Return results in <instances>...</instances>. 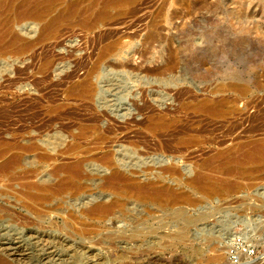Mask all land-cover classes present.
Segmentation results:
<instances>
[{
  "label": "rangeland",
  "instance_id": "374dc122",
  "mask_svg": "<svg viewBox=\"0 0 264 264\" xmlns=\"http://www.w3.org/2000/svg\"><path fill=\"white\" fill-rule=\"evenodd\" d=\"M177 1L137 0L123 4L111 9L109 16L93 27L79 22L82 15L65 17L56 25L55 36L46 41H39L40 24L25 38L18 39L22 33L15 29L16 40L5 39L12 46L0 54V143L49 141L56 148L53 151L81 144L84 148L73 150L68 161L89 149L91 157H87L86 169L91 176L80 194L65 191L47 203L31 205L19 196L20 187L50 177L62 160L68 162L65 158L39 162L35 156L26 155L13 181L0 175V205L10 210V217L0 215L2 264H264V170L251 171L252 165L238 168L236 163L244 155L234 152L264 137L260 126L264 118L253 119L252 108L240 115L243 101H234L232 93L224 94L231 102L229 108L235 106V111L226 116L212 117L192 106L191 113L181 111V105L190 99L192 102L194 96L204 99V92L220 82L216 74L228 68L255 72L263 88L252 90L246 99L264 97V79L258 66L261 46L257 44L263 45V38L252 47L244 40H231L227 32L235 23L244 24L238 15L240 7L245 13L246 6L261 7L264 0H187L184 6L177 5ZM201 7H206L205 11ZM61 9L56 4L51 15ZM161 12L171 21L166 23L158 17ZM152 23L157 24L160 34L149 40L154 30ZM117 37H121V43L99 67L108 82L98 87L94 102L68 98L67 88L86 76L102 46ZM26 43H31L30 47ZM197 43H203L201 52L194 48ZM176 50L182 54L174 72L178 83H168L147 72L169 64V53H178ZM45 61L49 65L44 69ZM149 106L155 112H171L178 122L167 133H147L144 109ZM123 109L127 110L125 119L115 117ZM91 121H96L101 131L114 132L112 150L117 159L124 160L126 172L153 170L156 176L159 171L165 184L188 191L196 201L162 208L128 199L124 209L105 218L80 214L74 207L79 196L101 194L115 198L103 192L105 175L96 168L99 154L90 151L99 146L96 147L97 136L78 138L79 127ZM230 149L227 161L234 165L233 173L225 170L222 157L214 159L218 152ZM163 159L167 165H159ZM209 159L213 160L208 162ZM170 163L178 173L163 172ZM185 169H191V174L185 175ZM194 177L197 181L191 184V190L175 184L190 178L194 181ZM49 179L53 186L58 182L57 178ZM198 181L230 185L231 190L223 196H208ZM25 204L32 206L30 213L23 208ZM71 217L79 224L71 222ZM16 249L22 250L25 260L10 259L11 251Z\"/></svg>",
  "mask_w": 264,
  "mask_h": 264
},
{
  "label": "bare ground",
  "instance_id": "6f19581e",
  "mask_svg": "<svg viewBox=\"0 0 264 264\" xmlns=\"http://www.w3.org/2000/svg\"><path fill=\"white\" fill-rule=\"evenodd\" d=\"M136 1L137 0H0V21H1L0 24H2L1 25L2 28L1 27L0 28L3 30V31L1 30L2 34L0 35V43H1L0 44V54H2L1 52H4L6 48L12 46V44H10L11 42L8 40L9 41L8 43V41L5 39L10 38L13 41L14 39L16 40L17 35H15L14 33L16 32V30L22 33L21 35L22 37H20L18 33L19 35L18 39H22L30 35V33H32L36 29V26L40 24L42 27L41 29L42 31L39 37V41H46L55 36L56 25L62 20H64L65 17H70L74 15L76 16L82 15V17H80L81 21H79L77 17L78 21L81 22L84 26L93 27L94 24L95 25L101 24L102 21L105 20L109 16V11L111 9L119 8L120 6L123 7V4L124 5L134 4L136 3ZM185 2H187V0H179L177 1V5L184 6L186 4ZM58 3L60 6H62L61 12H58L55 15H51V12L54 10V7ZM237 6L239 7V5ZM199 7H197V9ZM203 8L206 9V7H203ZM204 9H202V7L200 8V10H204ZM242 9L243 8L240 7V11L238 15L241 14L240 17L244 20L243 22L244 24L242 23L243 25H240V24L238 25L239 23L238 22L237 24L235 23L236 25L235 24H233L232 26L230 25L231 30L229 31L227 28L228 30L227 32L231 40L232 39L235 41L237 40V42L239 41L242 42L244 40L245 45L246 44L249 46L253 45L255 47V45L258 44V46H261L260 47L261 60L258 62V66L261 67V69H259V73H261L260 77L264 79V40H263L264 39V4L262 3L261 7L251 6L247 8L246 6L245 7L246 10H244L245 13H243ZM234 15L235 14L233 13L232 16L235 17ZM158 17H160L166 23H168V19L169 21H171L170 18L167 17V15L163 14V12L159 13ZM19 18L24 19V20L31 19L32 21L21 23V20H19ZM229 23H231V21ZM156 25H157L156 23L151 24V27H153L154 30H152V34L150 35L149 40L156 39L157 35L160 34V30L156 29L155 27ZM225 28L226 27H224V29ZM162 31L164 30H161V32ZM120 38L117 37V39H114V40L112 39L111 42L102 46L97 57L93 61L92 67L87 70L86 76L82 80H80V82L71 84L67 88L66 96L68 98L74 97L80 102H84V101L89 102V103L94 102V98L96 96L98 87L102 84L105 85L106 82H108V80L104 78L105 75H101L102 73L100 72L99 67L101 63H103L106 59L109 58L113 50L118 48V45L121 43ZM261 38H263L262 39L263 45H259V42L258 43L256 42L257 44L254 45L255 41L260 40ZM202 41L204 43V40ZM262 41L260 40V43ZM203 43L201 44L203 45ZM26 45L30 47L31 43H26ZM199 45L200 44L197 43V46L194 47L196 52H199V51L201 52L202 50L200 49L202 48V45H200V47ZM174 52L175 51H173L172 53H169L170 54L169 64L165 65L164 67L162 66V67H158V68L156 67V68L150 69L147 72L152 76L163 77V80L167 81L168 83H178L179 80L175 76L174 72H175L176 67L178 66V61L181 59L182 54H179L177 50L176 52L178 53H174ZM48 65H49V61H45L43 64V68L44 69L47 68ZM220 71L221 72L216 74V77L219 78L220 82L216 84L213 88L210 87L208 90L204 92L206 94L204 96L205 98L199 99L198 96H194L192 98V102L190 99L187 102H185L183 105H181V111H184V112L190 111L191 113V106H192V108L195 111L204 112L212 117L219 118V117L226 116V114L230 113L231 110L235 111V106L233 108L232 107L229 108L228 105L231 102L227 100L224 94L232 93L235 96L234 101L236 102L243 101V108L238 110V113H240V115H243V114L245 115L246 111L248 110L247 108H250V109L252 108L255 110L254 114L252 115L254 116L253 119L254 118L255 119L264 118V97H262L259 100H257L256 97H255L256 98L255 100L246 99V96L252 94V90L257 89V88H260V89L263 88V86L259 84L260 82L257 83L256 81L257 74H255V72L253 73L252 72L251 73L237 72L236 70H233L232 68H228L226 70H220ZM245 83L248 84L249 87L246 86ZM195 88H196V91H200L198 87H195ZM144 110L146 111L145 114H147V118L145 122V131L149 134H153L154 136H156L157 134H164V133L169 132V130L178 122L177 119L173 115H171V112L168 113L166 111L164 112L163 110H158L157 112H155L156 109L154 110V108L150 106ZM56 111L54 112L57 113ZM126 112L127 110L123 109L120 112V115L115 114V117H118V119L124 120L127 115ZM260 126L264 128V123L262 122ZM126 129L128 128H125V130ZM91 134L97 136L96 137V140H97L96 147L98 145L101 146V147L98 146L96 150L92 149L93 151L92 150L90 151L92 154L93 152L94 154L95 153L99 154V160H98V164L96 165V168L100 170L101 174L105 175L102 178L103 180L102 185H101L103 187L102 190L106 194L115 195V198L108 199V195L102 196L101 194H98V195L91 194L90 196L88 195L86 197H84V195L79 196L75 199L76 204L74 207L77 208V211H79L80 214L86 215V217H98V218L104 217L105 218L108 215L114 214L115 210L124 209L125 202L128 199L133 200L135 202L150 204V205H154V206H158L162 208H172L178 204L188 205L196 201L194 198H191V195H189L188 191H185L184 189L183 191L182 189L172 187L171 184L169 185L165 184L164 177L161 175V172L159 171L155 172L157 174L156 176H153L154 175V173L152 172L153 170H149L147 172L143 171L141 174H134V173L126 172L124 169H126L127 166L124 163V160L117 159L112 150L113 148L111 146V143H113L112 135L114 134V132L111 131L110 129H108L107 131H101L96 121H93V122L91 121L88 124L81 125L79 127V130H78L79 137L78 138H80V140L82 139L86 140ZM257 140L258 141H253L252 143L246 146H242L241 148L234 150V152L236 151V153H238V151H240L244 155V157H242L243 159L239 158L238 159L239 161L237 160L238 162L236 163V165L238 166V168L243 169L244 167L246 168L247 166L252 165L251 171L258 170L256 172H259V170H262V171L264 170V137L257 139ZM39 141L40 140H38V143ZM48 142L45 141V142H42L41 144H38L32 141L27 142V143H19L17 141H15L14 143H6V144L0 143V160H2L0 163V175H5L8 180L13 181L17 168H19L24 158H26L28 155L35 156L36 160H38L39 162H48L52 160H57L59 157H61L62 159L65 158V160L68 161L73 150L84 148V146H82L81 144H77L72 148L66 147V149L64 150L53 151L55 147L53 148L51 145L52 143H48ZM105 144H108V146L104 147ZM230 153H231V149L225 150V151L223 150L222 152H218L217 155H215L216 158L213 157L214 159H217V156H218V158L222 157L221 159L222 160L224 159L223 160L224 166H225L224 168L226 171H228V173L234 171L233 170L234 165L232 166V164L228 163L227 161V157ZM7 154H10L8 155L9 157L4 158ZM89 154H90L89 149L82 150L80 154L81 156H78V158L73 159V161H70V162L69 161L64 162V160H62L61 162H63V164H60V165L58 164L57 167L53 168L52 172L50 173L51 174L50 177L52 178L54 177L58 179V182L54 186L50 182V179H49L50 177H45L43 179H40L38 182H30L28 184H24L23 186H21L18 192L19 196L27 204L40 205V204L47 203L53 197L60 196L61 194L65 193V191L71 194H80L82 190L86 188L88 178L89 176H91L88 170L86 169L87 168L86 167L87 157L88 159L91 157V155ZM210 160H213V159H209L208 162ZM161 161L163 162L159 165L168 164L164 159ZM214 163L216 162L213 161L212 164ZM169 165L170 167H167L168 169H165L166 166L164 167L163 172L167 171L169 174L178 173L174 164L170 163ZM209 166H212V165H210L209 163ZM190 170L191 169H185L186 171L185 175L187 176L190 175L191 174ZM98 174L99 173L97 172V175ZM194 174H196V172ZM154 177H157L156 181L154 180ZM198 178L200 177H197V179ZM195 180L196 178L194 179V181L193 180L191 181V178L186 179L183 182H181L182 180H179V181H175V184H178V183H180L181 185L183 184L186 189L191 190V186H192L191 184H194V182L197 181ZM214 183L212 181L209 183L206 182L202 185L199 183V185L203 189V193L205 191L206 193L204 194L205 195L207 194L208 196H213V195L223 196L229 193V191L231 190L230 185L227 186L225 184L221 186V184H214ZM192 187L194 188V186ZM263 191H262V194L264 195ZM27 204H25L23 208L25 209V211L30 213L32 211V206L27 205ZM10 207H7V208H10ZM12 211L14 213V210ZM9 213H10V210H7L4 207H2V205H0V215L4 216ZM186 219L188 220V218ZM70 221L74 223L76 222L77 224H79L75 217H71ZM182 233H184V231H182ZM7 250H10V248L9 249L7 248ZM1 251H4V250H1ZM19 251H17V249L15 251L12 250L11 252L13 253L10 254L11 256L9 255L10 259L12 257H13L12 260L13 259L15 260L23 259V255L21 254L22 250L20 252ZM30 258H33V257H30ZM225 262H223V264ZM8 263H9V260H8ZM0 264H2L1 261H0ZM45 264H48V263H46L45 261Z\"/></svg>",
  "mask_w": 264,
  "mask_h": 264
}]
</instances>
